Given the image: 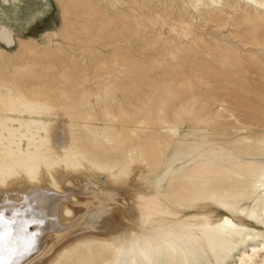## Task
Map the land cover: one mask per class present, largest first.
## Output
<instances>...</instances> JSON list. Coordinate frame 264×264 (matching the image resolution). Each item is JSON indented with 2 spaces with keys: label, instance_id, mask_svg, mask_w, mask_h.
I'll use <instances>...</instances> for the list:
<instances>
[{
  "label": "rangeland",
  "instance_id": "374dc122",
  "mask_svg": "<svg viewBox=\"0 0 264 264\" xmlns=\"http://www.w3.org/2000/svg\"><path fill=\"white\" fill-rule=\"evenodd\" d=\"M21 82L49 91L36 103L60 107L55 119L99 150L155 141L147 189L174 173L178 153L182 187L211 169V147L247 158L264 143V17L242 0H0V90L10 95ZM255 157L264 165V150ZM199 202L182 201L177 214L218 222L223 206ZM244 224L260 234L248 243L264 246V221ZM242 250L251 253L239 244L219 264Z\"/></svg>",
  "mask_w": 264,
  "mask_h": 264
},
{
  "label": "bare ground",
  "instance_id": "6f19581e",
  "mask_svg": "<svg viewBox=\"0 0 264 264\" xmlns=\"http://www.w3.org/2000/svg\"><path fill=\"white\" fill-rule=\"evenodd\" d=\"M242 1L264 17V0ZM21 83L10 95L0 90V264H219L239 244L251 253L242 250L234 264H255L262 253L264 264V246L248 243L260 234L244 224L264 221V165L255 157L264 143L247 158L211 147V169L182 187L176 153L167 169L174 173L147 189L160 160L155 141L129 143L124 154L120 145L99 150L55 119L60 107L36 103L49 91ZM206 200L223 206L218 222L177 214L182 201Z\"/></svg>",
  "mask_w": 264,
  "mask_h": 264
}]
</instances>
